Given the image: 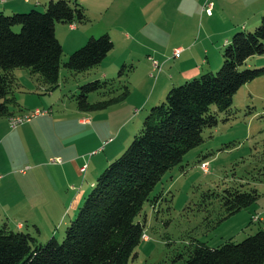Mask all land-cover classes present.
Instances as JSON below:
<instances>
[{
	"label": "rangeland",
	"instance_id": "obj_1",
	"mask_svg": "<svg viewBox=\"0 0 264 264\" xmlns=\"http://www.w3.org/2000/svg\"><path fill=\"white\" fill-rule=\"evenodd\" d=\"M48 1L0 0V11L2 7L43 10ZM76 1L89 19L73 23L76 30L67 23H55L63 46L62 62L85 34L107 32L113 48L98 65L84 72H71L62 64L58 85L52 88L40 86L28 69H15L19 86L14 95L24 105L20 114H31L36 108L41 113L16 128L30 120L33 125L15 133H11L16 128L10 126L9 118L0 117L2 168L15 163L21 167L31 163L33 156H40V169L47 171L40 172L39 181L10 177L1 190L13 192L15 198L4 202L0 196V213L8 206L13 208L8 214L12 225L21 218L24 230L38 244L46 243L52 235L62 240L91 182L126 149L152 105L162 102L172 86L219 69L227 16L233 14L232 22L239 24L247 17L242 9L264 4V0H219L216 11L217 0H212L211 14L203 10L202 3L203 15L194 9L198 0H162L157 1L159 5L147 0ZM6 9L2 10L6 14L14 12ZM258 23L251 22L246 30H253ZM176 48L180 49L177 55ZM190 56L197 58L198 67L188 68L194 61ZM214 58L221 62L210 67L200 63ZM263 65L264 54H256L241 68ZM93 79H114L110 96L120 95L124 84L129 92L106 108L81 111L74 94L79 84ZM88 99L95 102L102 96L91 92ZM203 160L209 161L208 171L200 167ZM182 164L184 169L174 166L156 184L152 191V195L160 194L156 207L144 203L137 219H145L148 239H141L135 248L137 255L128 264H185L189 243L194 240L214 247L227 240L241 241L264 227V74L240 86L232 95L229 110L220 112L217 124L203 131V141L185 153ZM5 174L0 170V178ZM234 182L255 187L260 195L249 206L214 224L212 219L220 207L214 202L208 208L211 210H206L204 203L209 199L205 193L220 194Z\"/></svg>",
	"mask_w": 264,
	"mask_h": 264
},
{
	"label": "trees",
	"instance_id": "obj_2",
	"mask_svg": "<svg viewBox=\"0 0 264 264\" xmlns=\"http://www.w3.org/2000/svg\"><path fill=\"white\" fill-rule=\"evenodd\" d=\"M88 19L76 0H49L43 10L0 11V117L20 114L24 108L14 95L19 86L15 69H28L40 86L52 88L58 85L62 64L79 73L107 56L114 43L105 32L90 35L62 62L63 46L55 23H85ZM256 54H264V14L253 30L232 34L216 72L206 71L172 86L162 102L150 107L126 149L90 186L61 241L52 235L46 243L38 244L30 232L0 222V264H128L137 255L135 248L144 233L145 219H137L144 203L156 207L160 194L152 195V191L162 176L177 165L184 169L185 153L203 141V131L217 124L220 112L229 110L232 95L264 74V65L241 68ZM114 82L93 79L79 84L74 94L77 108H106L128 94L129 87L124 84L120 95L110 96ZM91 92L102 99L89 101ZM259 195L255 187L234 182L220 194L205 193L209 200L204 205L209 211L218 203L219 212L212 219L215 224L249 206ZM189 245L185 264L264 263V227L238 242L227 240L213 247L194 240Z\"/></svg>",
	"mask_w": 264,
	"mask_h": 264
},
{
	"label": "crops",
	"instance_id": "obj_3",
	"mask_svg": "<svg viewBox=\"0 0 264 264\" xmlns=\"http://www.w3.org/2000/svg\"><path fill=\"white\" fill-rule=\"evenodd\" d=\"M150 1H152V2L154 1V2H156V5H159L160 2H157V1H162V0H147V2H150ZM191 1H194V0H191ZM195 2H196V0H195ZM203 2H204V0H198L196 2V5L194 6V9L200 11L202 14L204 13L202 11V3ZM167 3H169V2H167ZM219 3H220L219 0H217L216 3L214 2V8H213V10H216V8L219 5ZM6 8H8V10H13V11L16 10L14 7L13 8L12 7H10V8L9 7H2L1 11L2 10L3 11L7 10ZM242 10H244L243 15H247L246 20L244 22H242V23H239V24L238 23H235L234 24L232 22L234 20V18H235V16H233V14H229L227 16L229 22L227 21V23H226L227 27L225 28V30H223L225 32V36H226L224 42L222 43L224 46H225V44H227L229 42L232 34L236 30H240V29H245L246 30V28H248V26H252L251 25V22L253 23V22H258L259 21L260 16L262 14H264V4L260 5L258 8H250V7L247 8L246 7L244 9H242ZM249 10H251V12H249ZM192 14H193V12H192ZM248 14H250V15L248 16ZM75 24H73L74 26H71V24H69V27L71 29L76 30L77 29V26ZM91 34H93V33H91ZM89 36H90V34H85L84 36H82L83 37V40L80 41V42H79V38H78L75 41V42L78 41V43H76L75 45H73V47H72L73 49L72 50H74V49L78 48V46H81L82 44H84L85 43L84 40L86 41ZM82 42H84V43H82ZM183 51H185V50H182L180 54H182ZM190 54L193 55L194 53H190ZM190 58H192V60H194V61H191V63L188 65L190 67H188V68L198 67L199 65L198 64H195V63L198 62L197 58H195L194 56H190ZM187 61H189V59H187ZM220 62H221V59L218 61L217 58H214L213 60L207 59L206 62L204 61V59H202L200 63H201V65H206L207 67H210L208 65H210V64H214L215 65L216 63L218 65ZM191 64L192 65L195 64V65L194 66H191ZM192 74H195V73H192ZM186 76H188V75H185V78H186ZM22 106L24 107V105H22ZM37 118L40 119V117H37ZM86 120H88V118L85 119V122H86ZM38 121H40V120H38ZM81 121H83V119H81ZM34 123L35 122H33V121L30 120L28 123H26L25 125L20 126L19 128L21 129L23 127V128H26L27 129L28 126L33 125ZM19 128L14 129L13 132H11V133L17 132L19 130ZM29 161H31V163H26L25 165H23L21 167H18V165H15L16 164L15 163V164L12 165L13 167H11V168L10 167L2 168V167H4V164H3V161L0 160V170H3L6 173L5 175H3L0 178V196L2 197V200L4 202L6 200H9L10 198H15L14 197L15 194L13 192L3 191V190H5V188H3V187L8 183V180L10 179V177L13 178V176L16 175L17 176V179L20 178V179H23V180H25L27 182H29L31 180L39 181L40 180V172H42V173L47 172L46 169H44V172H43V168L40 169V156H33V159L32 160H29ZM11 162L12 161L9 160L8 165L11 164ZM48 173L51 174L50 171H48ZM10 181H12V180H10ZM92 184H93V182H91L90 186ZM2 188H3V190H1ZM12 210H13V208H11L10 206H8L7 209H2L1 210V213H0V222L7 221L8 224L13 229H16V230H24L25 229V221H23L21 218L20 219H17V220H14L15 221V224L12 225V222L10 221V216L8 215L10 212H12ZM17 210H18V208H15V211H17ZM26 226H28V225H26ZM26 230H29V228H26Z\"/></svg>",
	"mask_w": 264,
	"mask_h": 264
},
{
	"label": "built area",
	"instance_id": "obj_4",
	"mask_svg": "<svg viewBox=\"0 0 264 264\" xmlns=\"http://www.w3.org/2000/svg\"><path fill=\"white\" fill-rule=\"evenodd\" d=\"M212 6H213V1L212 0H204L203 2V10L208 13L211 14L212 12ZM73 24H71L72 26ZM180 52L179 48H176L174 50V53L177 55ZM41 111L40 109L36 108L35 110L31 111V114H16V115H12L9 117V124L12 128H16L17 126H19L20 124H22L24 121L31 119V117H33L34 115H38L40 114ZM200 167L204 170V171H208L209 170V161L207 160H203L200 162ZM23 171V170H22ZM253 220L257 219V216H253L252 217ZM142 239L143 240H147L148 236L147 234L144 232L142 233Z\"/></svg>",
	"mask_w": 264,
	"mask_h": 264
}]
</instances>
